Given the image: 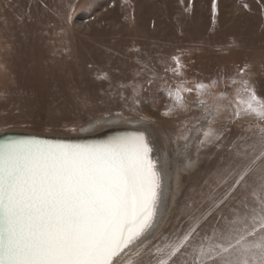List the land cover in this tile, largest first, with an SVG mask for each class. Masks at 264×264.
<instances>
[{
	"label": "rangeland",
	"instance_id": "374dc122",
	"mask_svg": "<svg viewBox=\"0 0 264 264\" xmlns=\"http://www.w3.org/2000/svg\"><path fill=\"white\" fill-rule=\"evenodd\" d=\"M215 4L214 12L213 0H0V133L142 128L162 181L144 246L154 255L164 237L199 220L175 264H191L192 246L258 199L251 179L225 194L258 131L254 117L235 113L244 80L264 100V0ZM198 83L209 87L198 93ZM180 86L192 91L173 108L168 92ZM209 119L219 138L201 143Z\"/></svg>",
	"mask_w": 264,
	"mask_h": 264
},
{
	"label": "snow or ice",
	"instance_id": "6c2138e0",
	"mask_svg": "<svg viewBox=\"0 0 264 264\" xmlns=\"http://www.w3.org/2000/svg\"><path fill=\"white\" fill-rule=\"evenodd\" d=\"M173 60L180 74V61ZM243 85L235 115L254 117L258 131L251 152L229 173L234 183L225 195L251 179L258 199L192 246L191 264H264V100L247 80ZM208 87L198 83L195 89ZM191 91L170 89L172 107L182 108V93ZM211 125L209 119L201 143L219 138ZM152 151L143 132L90 143L36 136L0 142V264H146L145 255L147 264H175L173 258L191 246L199 220L183 235L164 237L154 255L151 245L144 246L161 203Z\"/></svg>",
	"mask_w": 264,
	"mask_h": 264
},
{
	"label": "water",
	"instance_id": "95a60500",
	"mask_svg": "<svg viewBox=\"0 0 264 264\" xmlns=\"http://www.w3.org/2000/svg\"><path fill=\"white\" fill-rule=\"evenodd\" d=\"M139 132H143L146 135V138L148 140V136L142 128H139L135 125H131V126L108 127L104 130H101L95 133H89V134L82 133L80 135H74V136H49V135H38V134H33V133H28V132H15V131L2 132L0 133V142H4L10 139H22V138H29V137L36 136L41 139H48V140H64V141L72 142V143H90V142L105 141V140H108L114 137H119V136L135 135ZM150 155L153 161L155 162L153 151Z\"/></svg>",
	"mask_w": 264,
	"mask_h": 264
},
{
	"label": "bare ground",
	"instance_id": "6f19581e",
	"mask_svg": "<svg viewBox=\"0 0 264 264\" xmlns=\"http://www.w3.org/2000/svg\"><path fill=\"white\" fill-rule=\"evenodd\" d=\"M108 120V119H107ZM112 122H114V121H112V120H108V122L107 123H112ZM108 125H110V124H108ZM115 125V124H114ZM150 139V138H149ZM177 177V175L175 176V178ZM179 178V177H178ZM179 181V180H178ZM173 184V183H172ZM172 187V186H171ZM175 190H176V188H175ZM173 192H174V189H172L171 188V190H170V192H169V194H170V199H169V202H168V204H167V206L165 207V210L163 211V215H161V216H159V218L161 219V221H162V219L164 218V216H165V214L166 213H168L169 212V210H170V208H171V201H172V197H173ZM160 221V222H161ZM158 224V223H157ZM155 227V226H154ZM158 227V226H157ZM156 228V227H155Z\"/></svg>",
	"mask_w": 264,
	"mask_h": 264
}]
</instances>
